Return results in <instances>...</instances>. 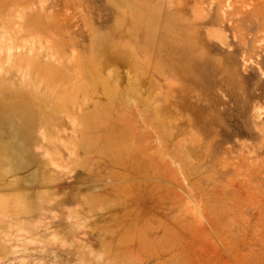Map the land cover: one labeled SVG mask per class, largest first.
I'll list each match as a JSON object with an SVG mask.
<instances>
[{"label":"rangeland","instance_id":"374dc122","mask_svg":"<svg viewBox=\"0 0 264 264\" xmlns=\"http://www.w3.org/2000/svg\"><path fill=\"white\" fill-rule=\"evenodd\" d=\"M0 264H264V0H0Z\"/></svg>","mask_w":264,"mask_h":264},{"label":"bare ground","instance_id":"6f19581e","mask_svg":"<svg viewBox=\"0 0 264 264\" xmlns=\"http://www.w3.org/2000/svg\"><path fill=\"white\" fill-rule=\"evenodd\" d=\"M11 141H12V140H11ZM11 179H12V178H11ZM11 179L9 178V180H11ZM9 180H8V181H9ZM7 183H8V182H7Z\"/></svg>","mask_w":264,"mask_h":264}]
</instances>
